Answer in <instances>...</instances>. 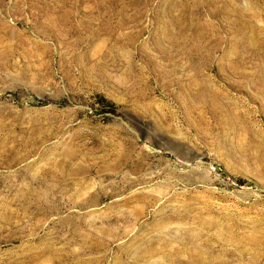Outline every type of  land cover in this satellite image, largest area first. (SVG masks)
<instances>
[{
    "label": "rangeland",
    "instance_id": "obj_1",
    "mask_svg": "<svg viewBox=\"0 0 264 264\" xmlns=\"http://www.w3.org/2000/svg\"><path fill=\"white\" fill-rule=\"evenodd\" d=\"M260 239L264 0H0V264H264Z\"/></svg>",
    "mask_w": 264,
    "mask_h": 264
},
{
    "label": "bare ground",
    "instance_id": "obj_2",
    "mask_svg": "<svg viewBox=\"0 0 264 264\" xmlns=\"http://www.w3.org/2000/svg\"><path fill=\"white\" fill-rule=\"evenodd\" d=\"M174 214H175V213H174ZM177 216H179V215H177ZM174 217H175V216H174ZM178 218H179V217H178ZM178 218H177V219H178ZM179 219H180V218H179ZM222 232H223V231H222ZM254 232H255V230H254ZM186 234H187V233H186ZM213 234H214V233H213ZM246 234H247V233H246ZM193 235H194V234H193ZM211 235H212V234H211ZM211 235H210V236H211ZM234 235H235V234H234ZM227 237H228V236H227ZM238 237H239V236H238ZM194 238H195V237H194ZM251 238H252V237H251ZM189 239H190V238H189ZM260 240H261V239H260ZM45 241H46V240H45ZM257 241H258V240H257ZM260 242H261V245L264 246V239L261 240ZM42 243H43V242H42ZM244 244H245V243H244ZM191 246H192V245H191ZM29 247H30V246H29ZM46 247H47V246H46ZM50 249H51V248L48 247V250H50ZM42 250H43V249H42ZM53 250H54V249H53ZM150 250H151V248H150ZM27 251H28V250H27ZM31 251H32V250H31ZM54 251H56V250H54ZM41 252H42V251H41ZM146 252H147V251H146ZM58 253H59V252H58ZM53 254H54V253H53ZM246 254H247V253H246ZM55 255H56V254H55ZM35 256H36V255H35ZM27 257H28V256H27ZM51 257H52V256H51ZM138 257H139V256H138ZM44 260H45V259H44ZM37 261H38V260H37ZM45 261H46V260H45ZM47 261H48V260H47ZM52 263H53V261H52ZM43 264H44V263H43Z\"/></svg>",
    "mask_w": 264,
    "mask_h": 264
}]
</instances>
